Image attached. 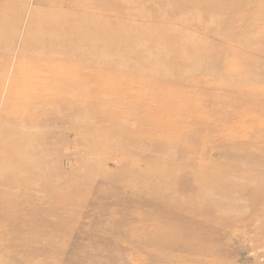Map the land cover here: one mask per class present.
<instances>
[{
	"label": "rangeland",
	"instance_id": "374dc122",
	"mask_svg": "<svg viewBox=\"0 0 264 264\" xmlns=\"http://www.w3.org/2000/svg\"><path fill=\"white\" fill-rule=\"evenodd\" d=\"M0 264H264V0H0Z\"/></svg>",
	"mask_w": 264,
	"mask_h": 264
}]
</instances>
